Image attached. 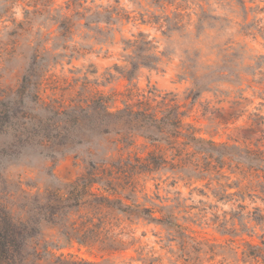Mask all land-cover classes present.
<instances>
[{
  "label": "rangeland",
  "instance_id": "1",
  "mask_svg": "<svg viewBox=\"0 0 264 264\" xmlns=\"http://www.w3.org/2000/svg\"><path fill=\"white\" fill-rule=\"evenodd\" d=\"M108 6L122 9L125 18L96 21L93 12ZM62 14L71 16V32L60 27ZM198 15L203 20L195 28ZM166 16L170 26L177 16L185 29L164 35ZM140 33L167 56L128 77L126 66L137 60L125 42ZM187 50L204 81L195 99L193 78L182 65ZM32 68L46 99L75 103L117 93L121 107L144 96L154 103L172 99L200 136L264 151V0H0V178L36 191L75 180L91 161L131 153L145 158L154 147L138 138L118 151L111 136L83 133L73 137L82 143L51 157L50 148L26 136L25 116L44 111L16 93ZM235 165L226 164L225 176L212 181L168 168L141 173L132 199L141 208L172 211L184 229L117 212L110 219L115 250L75 244L62 251L101 264H264L249 255L250 245L264 249V218L257 219L264 217V178L244 177ZM117 196L128 202L130 194Z\"/></svg>",
  "mask_w": 264,
  "mask_h": 264
},
{
  "label": "trees",
  "instance_id": "2",
  "mask_svg": "<svg viewBox=\"0 0 264 264\" xmlns=\"http://www.w3.org/2000/svg\"><path fill=\"white\" fill-rule=\"evenodd\" d=\"M74 4L72 1L69 6ZM114 14L119 19L125 18L122 9L110 6L93 12L96 21H101L100 16H103V22L108 25L114 23ZM177 16L171 26V18L166 16L163 20L166 23L164 35L185 29V24ZM61 17L60 27L71 32L74 25L71 16L62 14ZM202 20L203 16L198 15L195 28H199ZM91 23L87 21L85 25L91 28ZM125 43V49H133L129 57L137 60L126 66L131 67L127 71L128 77L140 66L154 68L167 56L166 52L157 50L158 46L144 33ZM186 53L187 59L182 60L183 71L193 78L191 94L195 99L201 94L204 81L197 62L195 64L188 50ZM34 72L32 68L23 76L16 93L20 97L29 96L44 111L42 117L32 113L25 116L30 125L26 136L28 141L34 142L37 138V144L50 148L51 157L57 150L63 154V150L73 143H82L83 140H73V137L83 133L111 136L118 151L130 148L138 138L150 142L154 148L145 158L131 153L91 161L85 172L58 188L37 187L32 191L36 186L31 187L29 183L24 186L21 180L13 185L11 179L0 178V264H101L97 260L74 259L73 254H65L62 250L75 244L79 248L87 247L89 251L115 250L112 244L117 239L110 235L113 229L110 219L117 212L184 229L172 211L165 207L159 210L141 208L132 199V194L137 193V178L141 173L168 168L182 174L184 171L189 180L212 181L217 176H225L221 170L226 164L235 163L238 174L264 178L263 150L219 143L200 136L192 124L185 122L180 105L172 99L154 103V99L144 96L133 102L125 101L121 107L115 105L117 93H98L87 101L66 103L44 98L41 95L42 81ZM120 192L130 194L125 197L128 202L117 196ZM260 210L256 207L255 213ZM259 217L257 219L264 218L263 215ZM250 246L249 255L264 263V249Z\"/></svg>",
  "mask_w": 264,
  "mask_h": 264
}]
</instances>
